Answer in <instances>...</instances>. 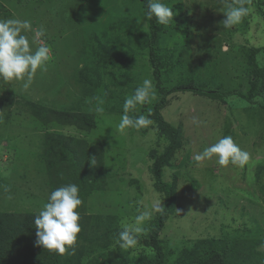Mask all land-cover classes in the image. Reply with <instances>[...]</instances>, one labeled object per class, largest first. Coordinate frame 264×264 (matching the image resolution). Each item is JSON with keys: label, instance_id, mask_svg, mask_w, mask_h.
<instances>
[{"label": "rangeland", "instance_id": "1", "mask_svg": "<svg viewBox=\"0 0 264 264\" xmlns=\"http://www.w3.org/2000/svg\"><path fill=\"white\" fill-rule=\"evenodd\" d=\"M260 1L264 2L243 0L250 14L225 28L224 13L241 0H163L174 11L173 21L162 25L157 44L164 87L193 83L211 91L253 92L260 81L253 62L257 59L264 66V54L253 52L264 48ZM140 2L0 0V20L18 18L31 21L33 29L43 26L46 36L36 39L32 49L45 44L52 50L47 70L37 73L27 91L22 81L0 80V212L39 213L47 202L53 191L44 155L49 134L87 142L90 156L94 147L103 153L104 182H90L86 195L80 183L71 182L78 185L82 199L81 232L74 246L58 253L56 264H141L155 258L145 238L159 212L144 223L134 247L121 249L116 243L122 224L134 220L138 207L165 203L154 187L152 168L168 139L160 134L152 114L153 124L147 128L116 130L125 99L144 79L152 81L156 97L137 105L130 115H147L159 97L145 45L151 22L145 20ZM25 34L33 41L34 32ZM97 98L104 100L103 113L95 111ZM257 100L264 102V93ZM226 102L194 92L177 93L163 110L165 120L182 131L163 174L175 189L170 217L160 233L168 263L184 256L186 249L195 251L196 244L210 249L212 242L211 248L221 243L223 253L230 254L235 241H240L236 246L240 253L249 249L264 253V113L237 96ZM49 109L92 114L96 126L87 130L74 124L45 126L35 114L47 117ZM195 119L203 123L198 125ZM223 136H231L250 154L243 168L221 167L215 157L194 160ZM246 258L236 264H264Z\"/></svg>", "mask_w": 264, "mask_h": 264}, {"label": "trees", "instance_id": "2", "mask_svg": "<svg viewBox=\"0 0 264 264\" xmlns=\"http://www.w3.org/2000/svg\"><path fill=\"white\" fill-rule=\"evenodd\" d=\"M141 5L146 11V0H141ZM264 7V2H259ZM151 29L148 39L145 42L148 51L150 65L153 67L154 79L156 81V91L159 94L158 100L154 103L151 114L159 125L160 134L168 139V145L162 153L157 154L154 159L152 173L154 177L155 189L164 195V211L158 213L150 222L149 231L146 234L145 242L155 252V258L146 260L141 264H172L166 260V254L160 243V233L164 229L169 217L171 209L175 201L174 187L163 180L164 169L175 152L178 149L182 131L180 128L173 126L167 122L163 116V110L169 104V97L177 93L194 92L200 95L209 96L211 99L227 103L228 97L237 96L246 100L248 103L258 105L264 113V102H258L256 99L263 96L264 93V66L260 65L257 59L253 62V70L255 76L260 81L254 85L253 92L242 94L238 90L230 92L211 91L202 89L193 83L181 84L167 89L164 87L161 75V64L159 60V48L157 46L160 33L163 31L162 25L156 23L155 18L150 21ZM254 54H264V48L253 50ZM108 56V54H107ZM106 60L110 62L115 59L108 57ZM47 117H36L43 122L45 126L50 125H76L82 129H92L96 126L93 120V115L88 113H73L59 109L45 110ZM58 136L57 139L54 137ZM49 140L46 141L45 148V163L47 164L49 175L51 177V187L53 191L61 186H65L76 181L83 186V195L90 192L88 187L91 183L104 182L106 172L103 170L101 158L102 150L94 147L93 155L88 153L87 142L76 140L62 133L49 134ZM95 157L97 159L96 166L92 170H88V158ZM87 173L92 174L88 177ZM73 180V181H72ZM89 180V181H86ZM91 182V183H90ZM88 186V187H87ZM82 195V196H83ZM38 213L26 212L21 213H1L0 212V264H56L58 252L49 251L43 247L37 246L36 227L34 223L35 216ZM88 226V223H87ZM240 241H235L231 244V252L221 251L223 246L217 243L216 248L212 242L210 249L203 248L202 244H196L194 250L186 249L181 256L173 264H236L241 258H254L264 261V253L259 250L249 249L247 253H240L236 246ZM210 244V243H209ZM193 249V248H192ZM246 261L245 259H242Z\"/></svg>", "mask_w": 264, "mask_h": 264}, {"label": "clouds", "instance_id": "3", "mask_svg": "<svg viewBox=\"0 0 264 264\" xmlns=\"http://www.w3.org/2000/svg\"><path fill=\"white\" fill-rule=\"evenodd\" d=\"M251 12V9L243 3L230 5L224 13L223 26L230 28L240 24ZM174 11L163 0H146L145 20L152 21L154 18L159 25H169L173 21ZM147 26V24L145 25ZM34 32V39L30 41L25 33ZM46 36V29L40 26L33 29L29 20L10 18L0 20V80L22 81L24 90H28L38 72H45L51 58V48L41 44L33 51L32 44L35 40ZM156 93L150 79H144L134 93L128 96L123 104V114L116 130L124 133L126 129H142L153 124L150 119L151 110L147 115H130L137 105L147 104L154 100ZM104 100L97 98V113L104 112ZM196 124L203 123L195 119ZM221 167L230 164L243 168L250 160V154L237 145L231 136H223L210 146H206L202 152L194 156L199 163L205 160H212ZM97 159L91 158V164L96 166ZM142 204V202H141ZM82 199L77 184L69 183L56 188L43 204L38 215L34 218L37 235V246L49 251H56L63 254L67 249L77 243L81 232L79 209ZM164 208L159 201L154 202L150 207H138L137 215L131 223L121 226L116 243L121 249L134 247L138 242V234L144 231L143 225L149 221L154 212L163 213Z\"/></svg>", "mask_w": 264, "mask_h": 264}]
</instances>
